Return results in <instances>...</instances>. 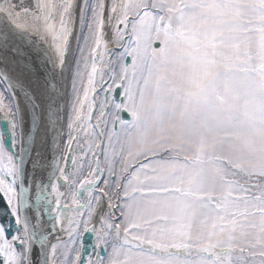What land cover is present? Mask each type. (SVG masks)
Instances as JSON below:
<instances>
[{
    "label": "snow or ice",
    "instance_id": "snow-or-ice-1",
    "mask_svg": "<svg viewBox=\"0 0 264 264\" xmlns=\"http://www.w3.org/2000/svg\"><path fill=\"white\" fill-rule=\"evenodd\" d=\"M0 204V264H264V0H0Z\"/></svg>",
    "mask_w": 264,
    "mask_h": 264
},
{
    "label": "water",
    "instance_id": "water-1",
    "mask_svg": "<svg viewBox=\"0 0 264 264\" xmlns=\"http://www.w3.org/2000/svg\"><path fill=\"white\" fill-rule=\"evenodd\" d=\"M2 208H3V205L0 204V209H2ZM87 239H88V242L91 243V237H88Z\"/></svg>",
    "mask_w": 264,
    "mask_h": 264
},
{
    "label": "bare ground",
    "instance_id": "bare-ground-1",
    "mask_svg": "<svg viewBox=\"0 0 264 264\" xmlns=\"http://www.w3.org/2000/svg\"><path fill=\"white\" fill-rule=\"evenodd\" d=\"M36 67H37V70H39V65H37Z\"/></svg>",
    "mask_w": 264,
    "mask_h": 264
}]
</instances>
